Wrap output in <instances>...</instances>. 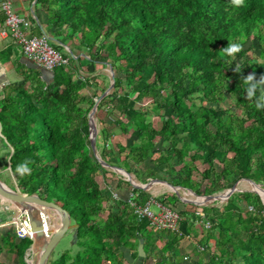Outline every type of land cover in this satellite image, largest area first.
<instances>
[{
    "label": "trees",
    "instance_id": "obj_1",
    "mask_svg": "<svg viewBox=\"0 0 264 264\" xmlns=\"http://www.w3.org/2000/svg\"><path fill=\"white\" fill-rule=\"evenodd\" d=\"M37 1L56 39L76 37L88 49V65L108 63L113 71L112 89L97 104L109 122L98 117L102 125L95 136L104 142L99 155L109 167L89 144L88 112L105 89L94 81L106 77L93 65L80 79L81 66L72 56L52 70L23 56L13 68L16 78L0 86L3 167L9 163L21 192L52 194L75 220L77 250L49 263L135 264L138 257L145 264H184L181 239L201 233L193 264H264V203L253 191H234L222 205H201L198 212L177 210L182 202L175 192L159 194L156 200L175 208L180 220L177 230H153L146 218L137 219L126 198L116 201L98 182L112 166L130 172L148 161L149 178L198 195L244 177L264 187V0L239 6L232 0ZM233 44L239 50L223 51ZM253 48L258 55L249 56ZM2 53L8 58L9 52ZM86 87L100 93L86 95ZM227 90L235 101L222 107ZM152 113H158V128L148 119ZM112 126L133 142L109 144ZM197 161L206 166L199 170ZM21 164L29 170L20 172ZM132 194L137 203L150 197L138 187ZM200 220L209 222L201 232L195 227ZM31 243L6 230L0 264H6L2 253L26 264Z\"/></svg>",
    "mask_w": 264,
    "mask_h": 264
},
{
    "label": "rangeland",
    "instance_id": "obj_2",
    "mask_svg": "<svg viewBox=\"0 0 264 264\" xmlns=\"http://www.w3.org/2000/svg\"><path fill=\"white\" fill-rule=\"evenodd\" d=\"M75 39L77 40L76 37H73L71 39L64 37V38L60 39V41H63V40L70 41V40H75ZM49 40L51 42V39H49ZM247 45H248V43L245 45V47ZM65 50H67V49L63 48V47L61 48V51H65ZM67 53L69 54V52H67ZM84 54H86V53H84ZM247 54L249 56H253V54L254 55H258V52H257V49L253 48V49L249 50L247 52ZM87 56L88 55L86 54V57ZM89 69H91V68H89ZM92 69H94V71L96 70L98 73H102V74H104L106 76L105 78L99 76V77L96 78L97 80L94 81L98 86H100V87L103 86V87H105V89H104L103 92L100 93V88L98 89L96 87L95 88L94 87L93 88L92 87H86L85 90H84L85 94L89 95V96H92L93 92L95 91L96 93H100L99 95H101L102 93L106 95L112 89V86L110 88V85H111V80H112L111 79V74H112L113 71L111 70L110 65L108 63L103 64L102 62H96L95 64H93V68ZM79 72H80L78 74L79 78L82 79V76L88 75L90 73V70L87 73H85L83 71H80V70H79ZM229 88L232 89V86H230ZM234 101H235L234 95H232V93L229 90H227L225 95H224V98H223L222 102L219 103V105L222 106V107H229V106L234 104ZM148 103L149 102L146 99L142 101L143 105H147ZM107 116L108 115H106L104 113V109L95 111V118L94 119H95V130L97 131V133L99 132V129L101 128V125H102L101 123L98 122V117L102 118L103 121L105 120L106 124H108L109 118ZM148 119L152 122L154 127L158 128L160 126V121H159L160 119H159L158 113L157 114L152 113L151 115L148 116ZM111 131H112V135H111V137L109 139V142H108L109 144L112 143V145H113L115 142H121V143H128L129 144L130 142L131 143L133 142L132 138L129 137V134L125 135V134L120 132L118 126H112ZM97 133H96V135H97ZM101 140H102L101 137L98 135L97 138H96V141H95V143H96L95 146L97 145L96 146V153H98V155H99V149L101 150V146L104 144V142L102 143ZM159 143H160V140L157 142V146L159 145ZM91 151L93 152L92 149H91ZM3 159H4V149L2 148V145H1V142H0V180L2 182H4L10 188H18L16 186V182L14 181V179L11 176V173L9 171L10 169L7 168V166H6V168L3 167V164H4V160ZM196 164H197V168L199 170L203 169L206 166V165H204V164H202V163H200L198 161L196 162ZM144 166H145V164H143V163L140 164V165L138 164V165H136L133 168L132 171H130V172L127 171V172L130 175H132L133 178L136 181H138V182L143 183L145 181L146 182L150 181L152 179H148L147 178L148 176L145 174V167ZM215 166H216V168H220V164L218 162L215 163ZM105 167H109V166H105ZM118 174H119V176H120V178L122 180L125 179V176L123 174H121V173H118ZM106 177L107 178H111L108 175ZM156 178H159V179H162V180H166V179H163L161 177H156ZM98 180L101 183L102 188L104 189L105 185H104L103 181L101 180V176L100 175L98 176ZM166 181H168V180H166ZM108 182H110V181H108ZM235 182L229 184L226 188L230 187L231 185H233L235 183V191H245V190L251 191L250 186L246 182H243L242 179H238ZM129 183L131 184V182H129ZM125 184L128 185L127 183H125ZM160 185L161 184L158 185V182H156V183L154 182V184H152L146 190L149 191L150 193H152L153 195H156V196L158 194H162V193L169 194L170 192H172L168 187H165L163 185L160 186ZM129 188H130V190L132 189V187H130V186H129ZM165 188H167V189H165ZM151 190H153V191H151ZM177 190H178V194L180 196V201L182 202V203L177 202L175 204V207L177 208V210L189 209V210H195V211L198 212L200 210L199 206H201V205L211 204V205H214V206H220V205H222L225 202V200L219 199V200H215L213 202H208L206 204H202L203 202H206V201L204 199H197V200L196 199L195 200L192 199V198H197V197L193 193L191 194L190 191H188V188H177ZM261 190L264 193V187L261 186ZM199 195H203V194H199ZM181 198L183 200H181ZM46 199L55 201V202H57L58 204L61 205V201L58 200L56 197L52 196V194H50V193L46 194ZM190 200H194V201H190ZM16 207H18L20 209H23V208H29L31 206H23V205H21L19 203H12V202L6 201L4 197L0 198V214L3 217L2 221H0V235L4 234V232L6 230H11L12 229V225H11L12 216H14V213L17 211ZM151 209L156 211V207L154 205H151ZM30 213L32 214V218H37V211L35 209L31 210ZM47 218L49 219L48 221H50V224H49L50 228L56 227V220L54 219V217H53V215L51 213L48 212V217ZM9 221H11V222H9ZM68 221L70 223H72V222L75 223V220L71 219V218H68ZM201 224L202 223L200 221L196 222V224H195V227H196L197 230H199V232H201V230H200ZM75 228H76V226H75ZM75 228L74 227L71 228V229L67 228L65 230L63 236L60 238V240L57 242V244L54 247L55 248L54 249L55 252L57 250H59V249H69V250H71V252L77 250V245L75 243ZM156 235H157V231H153V236H156ZM200 236H201V233L198 236L193 237V238H187V237L183 238V241L185 240V242L182 243V246H183L182 249L184 250L182 252L183 253L182 254L183 255L182 256V260L184 261V264H193V259H195V255L193 254V247L195 245V241H197L200 238ZM13 257H14L13 255L12 256L10 255V257H8V258H13Z\"/></svg>",
    "mask_w": 264,
    "mask_h": 264
},
{
    "label": "built area",
    "instance_id": "obj_3",
    "mask_svg": "<svg viewBox=\"0 0 264 264\" xmlns=\"http://www.w3.org/2000/svg\"><path fill=\"white\" fill-rule=\"evenodd\" d=\"M11 0H0V10L5 12V24L9 28V33L14 41L20 45L23 55L38 67L52 70L56 65H67L70 62L69 56H63L49 43V36L45 32L34 35L28 32L30 22L22 15H18L12 11ZM73 57V56H72ZM80 73V72H79ZM132 187H135L132 185ZM113 198H117L116 193L112 192ZM132 189L129 191L127 199L128 204L132 207L133 213L137 219L146 218L153 230L169 229L177 230L180 220L179 212L169 206L157 201L155 197L148 198L144 203H137L132 198ZM151 205L156 207V211L151 209ZM12 216V228L16 236L19 238L28 237L37 244H43L48 239L54 228H50V221L47 222L48 212L38 206L20 209ZM37 211V219L42 224L40 236H35L31 231V210ZM250 209V208H249ZM264 215V213H263ZM48 219V218H47ZM11 220V219H10ZM49 220V219H48ZM204 228L209 227L207 220H200ZM31 245V244H30ZM24 260L26 264H32L34 256L32 248H26L24 252Z\"/></svg>",
    "mask_w": 264,
    "mask_h": 264
},
{
    "label": "crops",
    "instance_id": "obj_4",
    "mask_svg": "<svg viewBox=\"0 0 264 264\" xmlns=\"http://www.w3.org/2000/svg\"><path fill=\"white\" fill-rule=\"evenodd\" d=\"M11 3H12L11 9L13 12H15L18 15H22L26 19L29 20L30 26H29L28 32H30L31 34H34V35H39L42 32H45L46 34H48V36H50L49 39H51V42L49 40L50 45H52V46L54 45L53 47L54 48L56 47L55 49L57 51H59L61 54L66 53L65 56H69L70 54H72V56L78 60L77 62L79 64V66H81L79 70L87 73L86 68L88 67V69H89V68H91V65H93V64L88 65V63L85 61V59L87 58L86 54H88L87 47L80 45L76 39L70 40V41H68V40L67 41L66 40L60 41V39L64 38V37L61 38L60 36H59L60 39H56V37L53 35L52 28L46 23L45 13L41 9V6L37 0H11ZM5 16H6L5 12L0 10V54H1V52H3L2 54L9 52L8 58L7 57H3V58L0 57V86L4 82H8L9 80H13L16 78V73L14 72V69H13L15 62L18 60V58H20V57L22 58L24 56L23 53L21 52L20 45L14 41L13 37L9 33V28L5 24ZM62 47L66 48L67 50L61 51ZM67 52H69V54ZM84 53H86V54H84ZM70 62H71V60H70ZM0 96H1V93H0ZM118 143H120L122 145H126V144L128 145V143H121V142H118ZM158 146H162L161 142L159 143ZM148 163H149L148 161H145V163H144L145 164V166H144L145 167V174L148 176L147 178L148 179H159L156 177L155 178H149V175L147 174V170L150 171L149 168L153 165H151L150 163L148 164ZM115 167L116 166H112L111 167L112 171L105 173L106 174L105 176L108 175L111 178L105 177V179H104L103 176L100 175L101 180L103 181V183L105 185V188L104 189L102 188V185L98 180L100 187L105 192L109 191V192H111V194H112V192H115L116 196H117V198L115 199L116 201H118L119 199H125V198L128 199L129 190H130L129 185H126L124 182H120L121 178L118 174L119 172L114 169ZM108 181H110V182H108ZM147 192L149 193V196H150L149 198L156 197V195H153L149 191H147ZM179 199H180V197H179ZM144 202L145 201L141 202V204ZM75 226H76L75 223H73V222L70 223L68 221V225H67L68 229H71L73 227L75 228ZM183 242H185V240L183 241V239H181L180 245H179V247H180L179 253H182L184 251L182 249V247H183L182 243ZM54 247L49 254V257L47 259L46 264H50L49 260H53V259L57 258L63 252H69V253L75 252V251L71 252V250H69V249H59L55 252ZM6 255L7 254H4V253L1 254V259L6 264H19L16 257L8 258V257H6ZM143 255H140V256H143ZM135 264H145L144 259L138 260V257H137V260H135Z\"/></svg>",
    "mask_w": 264,
    "mask_h": 264
},
{
    "label": "water",
    "instance_id": "obj_5",
    "mask_svg": "<svg viewBox=\"0 0 264 264\" xmlns=\"http://www.w3.org/2000/svg\"><path fill=\"white\" fill-rule=\"evenodd\" d=\"M111 86L113 85V72L111 74ZM105 94H101L97 97L94 98V103L91 106L89 112H88V126H89V144L90 148L93 150L96 158L99 160L101 165L103 166H109L107 163L104 162V160L96 153V146H95V135L97 131L95 130V111L97 110V104L101 100V98ZM1 136V134H0ZM7 168L10 169L9 163H7ZM116 171L119 173L123 174L125 176V179L131 184H133L135 187L142 188V189H147L149 188L154 182H165L168 186L169 189L172 192H175L177 195L178 190L177 188H184L179 185H173L170 182L162 179H152L147 182H137L132 175H130L127 171L120 167H115L114 168ZM240 179H245L249 182H251L254 186H256L258 189H251V191L257 193L262 202L264 203V196H263V191L261 190V185L256 183L255 181L249 179V178H240ZM236 183V182H235ZM235 183L231 185L230 187L221 190L220 192L212 193V194H204V195H198L194 191L188 188V190L196 195V197L201 198V199H206L210 198V200L203 202L202 204H206L208 202H213L215 200H225L228 198V196L235 191ZM261 190V191H260ZM4 197L6 201L12 202V203H19L23 206H33V207H40L44 210L46 209H51L52 211L56 212L59 214V221L56 227H54L50 237L45 240L43 244H37L36 242L32 241L31 245L28 248H32V253L33 256L35 257L33 260L32 264H46L47 259L49 257V254L53 247L56 245V243L60 240L62 237L63 233L65 232L67 225H68V212L65 208H63L60 204H58L55 201L52 200H47L45 197H41L36 193L28 194L24 192H20L18 188H10L8 187L4 182L0 180V198ZM180 197V196H179ZM181 200H183L181 198ZM195 200V199H194ZM190 200V201H194ZM31 231L35 236H40L41 235V230H42V224L39 222L37 218H32L31 219ZM138 254L143 255V248L141 245V242L138 245Z\"/></svg>",
    "mask_w": 264,
    "mask_h": 264
},
{
    "label": "clouds",
    "instance_id": "obj_6",
    "mask_svg": "<svg viewBox=\"0 0 264 264\" xmlns=\"http://www.w3.org/2000/svg\"><path fill=\"white\" fill-rule=\"evenodd\" d=\"M243 2H244V0H232V3L236 6L241 5ZM239 48H240L239 44H233L230 47L224 48L223 51L230 53V52H235V51L239 50ZM258 106L259 105H257V107ZM18 170L23 173V172L28 171L29 169H28L27 164H21L18 166Z\"/></svg>",
    "mask_w": 264,
    "mask_h": 264
},
{
    "label": "bare ground",
    "instance_id": "obj_7",
    "mask_svg": "<svg viewBox=\"0 0 264 264\" xmlns=\"http://www.w3.org/2000/svg\"><path fill=\"white\" fill-rule=\"evenodd\" d=\"M242 181H243V182H246V183L250 186L251 189H255V190L258 189V188H257L256 186H254L251 182H249V181H247V180H245V179H242ZM137 182H138V181H137ZM159 184H161V185H163V186L169 188V186H168L165 182H161V181H160V182H158V185H159ZM161 185H160V186H161ZM165 189H167V188H165ZM151 191H153V190H151ZM155 191H156V190H155ZM188 191H189V190H188ZM260 191H261V190H260ZM190 193H191V192H190ZM191 194H192V193H191ZM263 196H264V194H263ZM185 199H186V198H185ZM192 199H196V200H197V199H201V198H198V197H197V198H192ZM205 200L208 201V200H210V198H206ZM58 221H59V220H58ZM58 221H56V225L58 224Z\"/></svg>",
    "mask_w": 264,
    "mask_h": 264
}]
</instances>
